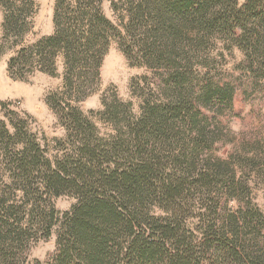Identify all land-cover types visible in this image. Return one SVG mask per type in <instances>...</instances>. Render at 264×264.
Returning a JSON list of instances; mask_svg holds the SVG:
<instances>
[{
	"label": "trees",
	"instance_id": "16d2710c",
	"mask_svg": "<svg viewBox=\"0 0 264 264\" xmlns=\"http://www.w3.org/2000/svg\"><path fill=\"white\" fill-rule=\"evenodd\" d=\"M121 1L111 0L114 24L103 0H57L55 33L20 51L9 71L21 78L40 67L55 76L62 55L65 87L83 99L116 40L134 65L155 73L162 100L145 101L139 118L130 103L105 105L102 120L116 130L105 138L70 104L55 107L71 146L55 161L27 121L0 120V165L23 194L11 205V191L0 195V264L25 263L30 238L55 233L56 253L36 264H264V216L248 203L227 209L229 199L246 198L240 164L211 153L219 142L212 123L245 89L241 78L211 71V47L238 48L250 88H264V0ZM11 11L4 28L21 36L29 6ZM68 193L78 202L62 213L51 201ZM197 200L204 212L194 230Z\"/></svg>",
	"mask_w": 264,
	"mask_h": 264
},
{
	"label": "rangeland",
	"instance_id": "374dc122",
	"mask_svg": "<svg viewBox=\"0 0 264 264\" xmlns=\"http://www.w3.org/2000/svg\"><path fill=\"white\" fill-rule=\"evenodd\" d=\"M56 1L0 0V120L7 123L20 119L27 121L28 129L37 136V141L46 149L47 156L54 161L71 152V146L64 142L68 132L65 125L59 121L57 111L59 107L70 104L78 109L89 121L98 126L99 136L105 138L116 134L114 125L102 120L105 105L114 101L130 103L132 114L139 118L145 101L162 100L159 97L158 78L155 73L146 67L134 65L116 40L111 41L104 57L100 79L93 83L92 90L83 99L71 96L65 87V64L62 55L56 60L55 76L45 73L40 67L25 71L21 78L11 74L9 71L11 59L16 58L20 51L31 48L41 39L55 33ZM69 1L75 4V0ZM113 1L122 4L121 0ZM247 1L238 0V3L242 6ZM6 4L11 5L9 7ZM25 5L29 6V11L26 20L28 26L24 34L21 36L8 34L4 28L7 14L12 13V9ZM111 5V0H103L102 11L112 23L119 24L120 15L114 12ZM214 43L211 47V58H214L212 60L215 63L212 70L209 69L213 73L227 76L230 81L241 78L245 88L237 91L233 109L226 110L223 117L216 119L211 125L216 127L214 137L219 138V142L212 146L211 153L217 158L240 164L235 167L236 182L243 186L242 194L246 198L242 201L238 198L229 199L227 209L231 213H236L248 203L264 216V88L256 91L250 88L252 80L242 71L245 59L238 48L227 49L223 42ZM201 71L205 74L209 70L206 68ZM6 190L11 191L8 205L14 202L21 203L23 194L20 186L14 183L0 165V195H5ZM77 202L73 193L53 198L51 201L62 213L70 211ZM200 208H202L200 200L191 206L192 212L195 211L194 219L191 218L189 221L191 229L195 230L199 225V214L204 212V209ZM155 213L157 216L163 215L159 210ZM56 250V233L49 239L31 237L26 251V261L23 264L44 263L54 256Z\"/></svg>",
	"mask_w": 264,
	"mask_h": 264
}]
</instances>
